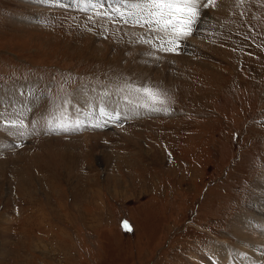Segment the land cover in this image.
<instances>
[{
	"label": "rangeland",
	"instance_id": "374dc122",
	"mask_svg": "<svg viewBox=\"0 0 264 264\" xmlns=\"http://www.w3.org/2000/svg\"><path fill=\"white\" fill-rule=\"evenodd\" d=\"M127 1L0 0V264H264V0H200L175 51ZM9 96L83 127L20 138Z\"/></svg>",
	"mask_w": 264,
	"mask_h": 264
},
{
	"label": "bare ground",
	"instance_id": "6f19581e",
	"mask_svg": "<svg viewBox=\"0 0 264 264\" xmlns=\"http://www.w3.org/2000/svg\"><path fill=\"white\" fill-rule=\"evenodd\" d=\"M49 1H54V4L58 3V0H49ZM73 1L77 2L79 0H73ZM127 2L129 4H127L126 8H127V10H129L131 4L134 3L135 0H128ZM103 6H104V4H103ZM114 7H115V5H114ZM116 9H117V7H116ZM119 11L124 12L126 10L120 9ZM127 14L128 13H124L122 16H125L127 18V16H126ZM152 70L153 69H151V71ZM8 94H10V93H8ZM9 97L10 98H8V97L4 98V100L7 101L6 103H8V105H6L7 109H4V111H3L4 116L2 118H5L3 123L9 125L8 127L11 130V132H15V133L21 132L20 138H23L26 135L29 136V134H30L29 132H31L30 129H32L33 127H35V129L40 128V130H44V128L51 129L52 127L55 126L56 123L58 124V122H59V124H58L59 126H63L62 128L66 127V129L71 128L72 130H76L78 128L83 127L82 126L83 124H81L82 121H73V118H75V120H81V118L84 117V115H85L81 111L84 104H86V103H83L84 101H82V99H83L82 96L78 97V99H76L75 107L71 108L72 110L67 109L68 110L67 114L64 112V110H62L60 112L58 111L59 113H57L58 114L57 117H55L56 114H53V112L48 113L46 111L44 112V111L37 110L35 108L37 104L34 105L33 99H31V100L25 99L28 101L21 103V100H23V99H20L17 96H15V97L9 96ZM86 98H87L88 102H90V99L99 100V97L97 98V96H94V95H86ZM108 101H109V104H112L111 106H116L118 111H120L121 113H125L124 114L125 116L126 115L131 116V114L134 113L133 110L131 108H129V106H126L122 103H119L118 100L108 99ZM94 107H92L93 108V112H92L93 115L90 113L91 117L94 118V123L91 124L93 127L97 126V128H98L100 126V124L104 123V125H105L106 122L110 123L114 119L113 114L115 111L113 112V114L110 112L111 115H108V114H110V113H108L109 111L105 114L104 109H102L101 107H99V106H96L95 108ZM33 109L36 111L35 112L32 111ZM27 110H29V112H30V113L28 112L29 114L27 115V119L25 121L21 120L20 119L21 116H19V113L20 112L25 113ZM97 111H98V113H97ZM39 113H40V116H39L40 118H36V116L39 115ZM59 114L61 115L62 119L61 118L58 119ZM105 115L108 117L107 121L104 120L106 117ZM29 122L31 124L34 123L35 126L33 125V127H32V125H28ZM248 240H251L252 242H257V241H260L261 238L258 239L256 237L249 236ZM221 249L218 248V249H216L217 251H215V253L221 254V261H223V258H225L227 261H230L229 264H250L248 262L249 261L248 258L240 256L236 251H235L236 252L235 253L233 250L230 251L231 249H225V250L223 249L224 251H222ZM224 263L226 264L225 261H224Z\"/></svg>",
	"mask_w": 264,
	"mask_h": 264
},
{
	"label": "snow or ice",
	"instance_id": "6c2138e0",
	"mask_svg": "<svg viewBox=\"0 0 264 264\" xmlns=\"http://www.w3.org/2000/svg\"><path fill=\"white\" fill-rule=\"evenodd\" d=\"M205 4L209 0H204ZM200 0H135L131 4L125 22H134L136 25H147L151 30L165 32L173 38L168 41L169 48L165 50L175 51L177 41L192 34L194 25L201 13L199 11ZM144 95L153 103L158 101L157 93L151 89H144ZM147 106V105H146ZM125 230H131L125 222Z\"/></svg>",
	"mask_w": 264,
	"mask_h": 264
}]
</instances>
